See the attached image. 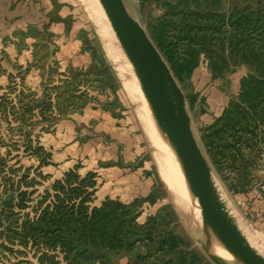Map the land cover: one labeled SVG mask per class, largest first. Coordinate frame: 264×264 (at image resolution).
Returning <instances> with one entry per match:
<instances>
[{
	"label": "rangeland",
	"instance_id": "374dc122",
	"mask_svg": "<svg viewBox=\"0 0 264 264\" xmlns=\"http://www.w3.org/2000/svg\"><path fill=\"white\" fill-rule=\"evenodd\" d=\"M52 1L55 11L66 14L60 21L62 33L30 25L29 35L16 33L14 38L18 48L28 49L22 58L0 51V264H49L51 259L67 264L64 256L72 247L60 241L57 230H29L28 225L44 209L51 211L52 204L66 213L80 200L78 194L84 192H71L78 186L75 179L70 177L72 184L56 183H63L70 172L80 179L93 175L78 186L92 191L85 195L84 207L100 206L106 199L133 204L140 210L138 224L164 209L168 228L212 263L164 182L155 149L120 67L112 60L116 47L98 0ZM261 1L123 0L152 42L162 43L165 50L157 48L167 65L168 49L175 59L195 55L198 64L190 77L182 84L176 80L192 131L224 208L236 217L241 231L257 239L252 247L263 256L264 231L245 213L240 195L264 192V124L251 133L215 136L218 143L239 139L241 146L235 151L220 149L213 160L204 142L217 128L213 125L222 124L226 110L238 99L242 79L255 68L243 44H230L234 32L220 21L229 22L236 10L255 9ZM24 59L31 60L28 66ZM55 195H60V202ZM51 236L59 240L54 245L47 242ZM110 260L109 264H128L125 256Z\"/></svg>",
	"mask_w": 264,
	"mask_h": 264
},
{
	"label": "trees",
	"instance_id": "16d2710c",
	"mask_svg": "<svg viewBox=\"0 0 264 264\" xmlns=\"http://www.w3.org/2000/svg\"><path fill=\"white\" fill-rule=\"evenodd\" d=\"M261 2L255 9L247 7L236 10L238 13L229 22L220 21V25H227L234 32L230 44L236 47L243 44L244 49L249 52L251 66L255 68L242 79L238 99L232 103L234 108L232 105L228 107L222 124L213 125V128H217L204 139L212 160L215 152L220 149L235 151L241 146V141H237L239 139L218 143L215 136L224 133H251L259 123L264 124V0ZM157 45L160 51L165 50L160 41ZM167 58L176 80L181 84L190 77L198 64L195 55L175 59L169 49ZM67 175L63 183H56L72 184V177L75 179L74 184L80 186L86 179L93 177L92 174H87L85 179H80L72 172ZM78 186L71 192L84 193L78 194L80 200L77 203L72 202L70 212H58L52 204L51 211L44 209L28 225L29 230H57L60 241L62 239L72 247L64 256L67 264H92L94 261L109 264L110 258L114 256H125L128 264H212L202 255H198L196 250L187 247L184 240L168 228L164 209L149 216L143 224H138L136 219L140 215L139 207L111 199L104 200L100 206L84 207L85 195L92 191L78 190ZM90 186L94 187L93 180L90 181ZM59 196L55 195L54 198L60 202ZM58 241L51 236L47 242L54 245ZM54 262L51 259L49 264Z\"/></svg>",
	"mask_w": 264,
	"mask_h": 264
},
{
	"label": "water",
	"instance_id": "95a60500",
	"mask_svg": "<svg viewBox=\"0 0 264 264\" xmlns=\"http://www.w3.org/2000/svg\"><path fill=\"white\" fill-rule=\"evenodd\" d=\"M100 1L121 46L134 65L155 116L175 141L190 187L198 198L208 225L220 231L224 244L240 256L242 264H264V258L244 241L220 201L210 167L191 128L184 93L162 54L147 31L128 12L123 0ZM191 234L213 264H227L207 252L197 235Z\"/></svg>",
	"mask_w": 264,
	"mask_h": 264
},
{
	"label": "bare ground",
	"instance_id": "6f19581e",
	"mask_svg": "<svg viewBox=\"0 0 264 264\" xmlns=\"http://www.w3.org/2000/svg\"><path fill=\"white\" fill-rule=\"evenodd\" d=\"M98 2L100 4V11L103 12L107 23L109 24L107 25V23H105L108 29L106 30L110 33L111 39L116 47V49H114V53H116L117 55L116 58L113 59V57H115L114 55L112 57V60L114 61V63H116V65L120 67V71L122 74L120 75L125 82L131 99L134 101L133 103L135 104L137 114L142 123L144 132L148 137V140L152 144L151 146H153L155 149L159 167L161 169L160 171H162L161 173L165 180L164 182H167L171 189L172 194H169L173 195L172 197H174L175 204L177 205L175 207L178 208L177 211H180V213L182 214L181 216L184 217L183 219H185V223H187L188 228L197 235V238L204 244L207 252L227 264H242L240 256L231 252L226 247L220 231L212 229V227L208 225V222L204 218L198 198L194 195L190 187L187 174L183 168L180 156L176 148L175 141L155 116L151 103L141 86V82L136 73L134 65L121 46L120 41L116 36L115 31L104 11L101 1L98 0ZM95 14L96 16H98L96 12ZM220 201L222 202V204L224 203L221 198ZM225 211L228 213L226 209ZM228 215L235 223L236 220L234 221L233 219L235 216H232V214L230 215V213H228ZM236 226H238V224ZM237 228L241 233L244 241L247 244L250 243L249 245L252 247L251 243L256 242L257 239L255 238L256 240L252 241L253 239L249 232L245 230L241 231L239 226ZM255 251L257 252V250ZM259 255L261 256V254ZM263 256L261 257L264 258Z\"/></svg>",
	"mask_w": 264,
	"mask_h": 264
},
{
	"label": "crops",
	"instance_id": "0c3cea01",
	"mask_svg": "<svg viewBox=\"0 0 264 264\" xmlns=\"http://www.w3.org/2000/svg\"><path fill=\"white\" fill-rule=\"evenodd\" d=\"M64 17H66L65 13L54 10L52 0H0V51L4 49L11 53L15 52L19 58H22L23 53L26 52L24 50L28 49L18 48L14 40L16 33L24 32L22 36L25 35L26 37L30 34L27 32L30 25L36 27L46 25L47 32L57 30V33H62L64 27L60 21ZM29 38L32 39L31 36ZM26 44L27 47L31 48V42L27 41ZM61 49L62 46H60L58 53L62 52ZM23 61L28 66L31 60L24 59ZM23 61L21 60L20 63ZM90 111H96V109H90ZM140 190L138 192H141ZM240 201L244 204L245 213L253 219V224L258 225L264 231V195L251 190L240 195ZM57 264H61V262Z\"/></svg>",
	"mask_w": 264,
	"mask_h": 264
},
{
	"label": "built area",
	"instance_id": "2783aa9c",
	"mask_svg": "<svg viewBox=\"0 0 264 264\" xmlns=\"http://www.w3.org/2000/svg\"><path fill=\"white\" fill-rule=\"evenodd\" d=\"M263 188V190H264V186L262 187ZM262 194L264 195V192L262 191Z\"/></svg>",
	"mask_w": 264,
	"mask_h": 264
}]
</instances>
